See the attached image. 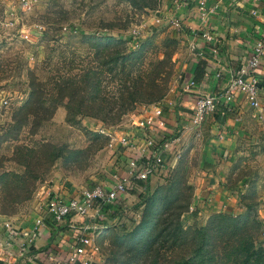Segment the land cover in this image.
Listing matches in <instances>:
<instances>
[{
  "label": "crops",
  "instance_id": "obj_1",
  "mask_svg": "<svg viewBox=\"0 0 264 264\" xmlns=\"http://www.w3.org/2000/svg\"><path fill=\"white\" fill-rule=\"evenodd\" d=\"M198 2L182 0L179 5H174L171 0L163 2L157 14L162 18L155 19L163 21V17L168 16L171 20L169 25L177 29L175 36L179 49L175 54V76L161 100L137 105L113 128L106 130L111 157L102 175L87 178L92 184L99 183L106 188L125 172L129 156L142 153L145 135L136 122L153 108L159 110L158 119L161 121L154 137L157 144L165 148L162 167L147 180H130L126 193L111 204L95 203L85 215L71 214L56 223L47 218L42 210L45 200L51 196L78 198L88 182L85 178L78 179L72 172L61 170L57 165L46 179L36 185L30 199L14 212L0 214V247L5 264H63L70 255L76 236H89L95 244L103 228L120 221L121 212L126 210L128 203L135 201L139 191L144 192L145 188L161 183L173 157L185 145L191 149L192 144H197L201 156L199 166L203 171L191 184V206L199 215L198 221L211 212L230 213L236 210V194L223 188L222 182L227 161L237 150L238 138L244 130L246 112L251 109L244 96L237 94L232 110H226L219 101L198 127L192 126L190 121L196 97L223 90L235 68L249 56L254 41L264 35V0H207L206 7L215 4L216 8L204 18L198 14ZM205 31L211 35V40L203 37ZM212 47L216 49L214 54L210 52ZM260 70H264V57ZM189 80L194 85L186 87ZM258 98L264 106V88H260ZM5 109L0 107V123L9 120ZM55 112L62 116L58 108ZM170 138H177L173 145L166 143ZM121 141L132 143L134 148L128 149ZM188 215V212L183 213L182 221ZM39 217L44 225L37 227L38 234L27 239L34 230L35 219ZM4 221L11 224V236L3 231ZM88 252L89 255H81L75 264H102L97 251L90 252L88 249ZM0 264H3L2 261Z\"/></svg>",
  "mask_w": 264,
  "mask_h": 264
},
{
  "label": "trees",
  "instance_id": "obj_2",
  "mask_svg": "<svg viewBox=\"0 0 264 264\" xmlns=\"http://www.w3.org/2000/svg\"><path fill=\"white\" fill-rule=\"evenodd\" d=\"M78 39L86 48L81 64H73L72 57L63 59L62 66L45 81L27 72L26 97L12 108L9 122L0 128V143L16 140L24 128L28 134L35 133L57 106L64 109L67 124L90 117L113 126L137 105L156 103L166 94L173 62L164 45L147 39L137 49L127 50L125 38L101 32H82ZM78 153L66 144L48 141L16 144L11 160L19 170L0 167V214L12 213L30 199L55 161L65 169ZM166 180L152 191L144 189L134 205H143L140 221L132 229L124 230L117 223L103 228L107 232L121 229L108 247L101 246L99 237L95 239L105 255L104 264H264V249L248 232L251 223L263 225L254 217L252 187L240 196L241 213L215 212L203 224L185 226L181 215L187 211L191 187L178 171Z\"/></svg>",
  "mask_w": 264,
  "mask_h": 264
},
{
  "label": "rangeland",
  "instance_id": "obj_3",
  "mask_svg": "<svg viewBox=\"0 0 264 264\" xmlns=\"http://www.w3.org/2000/svg\"><path fill=\"white\" fill-rule=\"evenodd\" d=\"M164 1L166 0H28L29 4L25 6L20 0H0V98H10V104L3 107L9 114V120L12 108L26 97L27 72L31 71L38 80L45 81L48 75L62 66L63 59L68 61L72 57L73 64L82 63L86 54L85 46L78 39V34L82 32L120 35L126 40L127 50L137 49L147 39H152L156 45H164L172 53L171 81L175 76V54L179 44L175 36L177 29L169 25L171 20L168 16L163 17L162 21V17L157 15ZM157 17H161L160 20H156ZM56 108L62 111V116L54 111L51 118L42 122L35 133L28 134L27 128H24L16 140L0 143V167L19 170L11 160L16 144L31 145L34 141L66 144L69 149L79 153L74 160L66 163L65 169L60 167L59 160L55 161L49 173L58 165L65 172L76 174L78 179H87L86 188L99 184H92L87 177L100 176L104 172V166L111 157L106 130L114 125H102L90 117H78L77 122L70 125L64 120V109L61 106ZM245 116L244 130L238 138L237 150L227 161L223 182L230 188L225 189L235 193L237 197L238 206L229 214L243 211L240 196L252 187V201L256 204L254 217L261 220L263 225L251 223L248 232L254 243L264 249V112L257 115L254 111L247 110ZM9 120L0 123V128ZM93 133L97 134L96 138ZM188 147L189 145H185L176 153L159 184H165L166 179L178 171L192 190L191 184L203 169L199 166L201 156L198 145L192 144L191 149ZM157 185L152 186L149 191L154 190ZM143 193V190L139 191L135 201L128 203L126 210L121 212L122 217L117 222L122 224L119 228L128 231L140 221L143 205L136 208L134 205L140 202ZM186 212L189 213L187 219H181L185 226L203 224L210 214L215 213L211 212L198 221L199 215L191 206V197ZM115 230H103L99 233L96 238L101 239L102 247H108L112 236L121 232V229ZM101 250L97 248L104 264L105 255Z\"/></svg>",
  "mask_w": 264,
  "mask_h": 264
},
{
  "label": "built area",
  "instance_id": "obj_4",
  "mask_svg": "<svg viewBox=\"0 0 264 264\" xmlns=\"http://www.w3.org/2000/svg\"><path fill=\"white\" fill-rule=\"evenodd\" d=\"M25 6L29 4L28 0H20ZM175 5L182 4V0H171ZM198 14L200 18L206 17L215 11V4L206 7L207 0H198ZM259 1V0H253ZM10 23V22H9ZM203 37L206 40H211V35L205 31ZM210 52L214 54L216 49L212 47ZM264 57V35L258 37L252 46L250 47V54L246 58L245 62L241 63L233 71L231 78L225 85V88L219 93L205 94L197 96L194 101V106L191 115V125L198 127L203 121L207 113L211 112L217 102L222 101L226 110L230 111L233 108L234 98L237 94H242L248 105L257 115L263 114V105L259 101V90L264 88V70H260V63ZM192 80L187 82L186 87L193 86ZM10 98H0V107H6L9 104ZM159 110L153 108L146 112L142 119L136 122V126L144 130V143L141 148L142 153L139 156H129L126 162L125 172L119 176L111 185L106 188L102 185L96 184L90 188H83L78 198L69 197L62 198L59 196H51L45 200L42 204V210L47 218L56 223L61 222L64 218L71 214L85 215L87 211L95 203L102 205L111 204L113 201L120 199L127 189V183L130 180H146L152 175L158 168L162 167L165 156L164 146H159L155 140L156 130L161 125V121L158 119ZM177 138H170L166 143L173 145ZM122 144L128 148L133 149L132 143L127 141H121ZM43 220L41 217L35 219L34 230L29 234L28 238L34 237L38 234L37 227L43 226ZM4 232L11 233V224L8 221H4L2 224ZM10 235V236H11ZM75 244L71 248L69 257L63 261V264H75L76 260L81 255H89L90 252L97 251L96 245L92 243L91 237L86 235H79L75 237ZM21 250V246H19ZM0 247V261L5 264L2 256L3 251Z\"/></svg>",
  "mask_w": 264,
  "mask_h": 264
}]
</instances>
